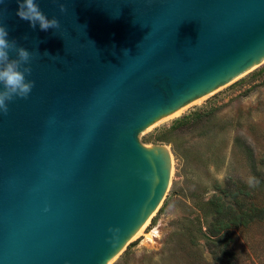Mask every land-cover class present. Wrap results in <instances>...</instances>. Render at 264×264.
Masks as SVG:
<instances>
[{
  "label": "water",
  "instance_id": "water-1",
  "mask_svg": "<svg viewBox=\"0 0 264 264\" xmlns=\"http://www.w3.org/2000/svg\"><path fill=\"white\" fill-rule=\"evenodd\" d=\"M39 6L59 29L0 4L34 81L0 114V264H107L169 183V149L138 133L264 60V0Z\"/></svg>",
  "mask_w": 264,
  "mask_h": 264
},
{
  "label": "rangeland",
  "instance_id": "rangeland-1",
  "mask_svg": "<svg viewBox=\"0 0 264 264\" xmlns=\"http://www.w3.org/2000/svg\"><path fill=\"white\" fill-rule=\"evenodd\" d=\"M183 107L137 135L145 146L169 149V183L143 228L108 264H217L207 247L205 203L225 180L252 184L264 173V60ZM196 109L199 117L171 128ZM238 237L237 264H264V219Z\"/></svg>",
  "mask_w": 264,
  "mask_h": 264
},
{
  "label": "trees",
  "instance_id": "trees-1",
  "mask_svg": "<svg viewBox=\"0 0 264 264\" xmlns=\"http://www.w3.org/2000/svg\"><path fill=\"white\" fill-rule=\"evenodd\" d=\"M200 114L201 109H196L183 115L173 121L171 128L191 122ZM215 189L205 203L210 214L205 227L207 247L217 264H237L238 231L264 219V173L252 184L227 179Z\"/></svg>",
  "mask_w": 264,
  "mask_h": 264
},
{
  "label": "clouds",
  "instance_id": "clouds-1",
  "mask_svg": "<svg viewBox=\"0 0 264 264\" xmlns=\"http://www.w3.org/2000/svg\"><path fill=\"white\" fill-rule=\"evenodd\" d=\"M2 3L4 0H0ZM16 5L15 15L27 21L29 27L38 26L42 31L60 28V22L55 16L48 17L41 10L39 0H16ZM59 9L65 11L63 3L59 4ZM32 55L27 48L19 46L15 38L10 37L7 25L0 22V114H7L8 105L13 99H26L31 93L34 81L28 77L31 74Z\"/></svg>",
  "mask_w": 264,
  "mask_h": 264
},
{
  "label": "bare ground",
  "instance_id": "bare-ground-1",
  "mask_svg": "<svg viewBox=\"0 0 264 264\" xmlns=\"http://www.w3.org/2000/svg\"><path fill=\"white\" fill-rule=\"evenodd\" d=\"M199 100H200V98H197L195 101H199ZM182 108H184V107H181V108L175 110L174 112L171 113V115H174V114H176V113L178 114V112H179L180 110H183ZM169 115H170V114H169ZM146 222H147V221H146ZM146 222H145V223H146ZM145 223H144V224H143V225H142V226H141V227L135 232V234H137V233L143 228V226L145 225ZM135 234H134V235H135ZM134 235H133V236H134ZM108 263H109V262H108ZM108 263H107V264H108Z\"/></svg>",
  "mask_w": 264,
  "mask_h": 264
}]
</instances>
